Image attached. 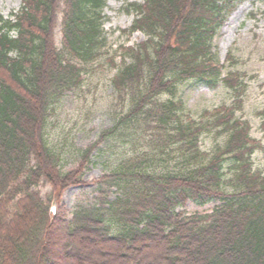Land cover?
I'll list each match as a JSON object with an SVG mask.
<instances>
[{"label": "trees", "instance_id": "16d2710c", "mask_svg": "<svg viewBox=\"0 0 264 264\" xmlns=\"http://www.w3.org/2000/svg\"><path fill=\"white\" fill-rule=\"evenodd\" d=\"M124 1L135 19L123 33L147 37L123 47L119 65L112 61V83L121 98L130 95L131 106L79 149L78 168L67 172L46 137L49 107L80 87L86 66L102 54L107 0H22L14 21L0 15V264H79L84 257L76 248L89 237L119 264H264V172L252 160L264 145L236 115L243 98L197 121L176 97L188 80L244 93L246 80L223 70L213 43L243 0ZM121 127L134 129L132 146L147 136L158 151L130 150L94 181V203L71 212L61 204L53 213L52 202L85 184L94 152ZM210 132L223 141L203 150L201 137ZM43 181L51 184L46 199L38 189ZM189 201L218 204L189 214ZM154 248L160 255L148 253Z\"/></svg>", "mask_w": 264, "mask_h": 264}, {"label": "rangeland", "instance_id": "374dc122", "mask_svg": "<svg viewBox=\"0 0 264 264\" xmlns=\"http://www.w3.org/2000/svg\"><path fill=\"white\" fill-rule=\"evenodd\" d=\"M20 7L21 0H0V14L4 17L18 12ZM103 16V29L107 41L102 54L86 66L87 71L84 73L82 85L67 89L60 98L54 99L49 107L46 137L60 154V167L65 172L77 169L79 149L92 144L103 130L112 128L131 106L130 95H123L121 98L112 83L117 71L112 61L119 65L120 46L136 45L141 43L145 36L140 32L130 36L122 33V30L132 25L135 17L125 10L123 0H107ZM60 21L59 19L55 30L58 48H61ZM214 46L221 65L225 63L227 70H236L247 78L245 92L237 96L234 91L222 85L212 88L200 81L188 80L179 86L176 97L184 101L186 113L197 121L208 120L204 116L206 110L211 111L224 104L230 105L237 97H243V108L238 111L237 116L250 122L252 136L264 145V0L240 2L219 29L214 38ZM229 54L235 56V63L227 59ZM118 131L106 138L99 145V151L94 152L92 163L83 177L85 184L65 188L61 201L52 202L53 209H57L61 203L68 212H71L79 206L94 203L99 196L94 181L112 172L117 160L125 157L134 148L147 150L151 154H155L159 149L158 147L150 149L147 136L141 139L137 146H132L134 129L125 130L121 127ZM201 138V148L207 151H213L214 147L223 141L214 132L204 134ZM160 156L163 159L167 157ZM252 160L254 168L264 172V150H257ZM169 163V167H172V162ZM160 165L164 168L167 163L162 162ZM230 176V170L226 169V177ZM38 189L42 199H46L51 184L43 181ZM116 194L117 191L113 188L109 194L110 199ZM216 204L218 203L210 202L202 206L189 201L184 209L189 214L210 212ZM84 241L76 248L77 253L84 257L79 264H119L114 253L102 254V249L94 244L96 241L93 238L89 237ZM152 255H160V252L155 250Z\"/></svg>", "mask_w": 264, "mask_h": 264}, {"label": "bare ground", "instance_id": "6f19581e", "mask_svg": "<svg viewBox=\"0 0 264 264\" xmlns=\"http://www.w3.org/2000/svg\"><path fill=\"white\" fill-rule=\"evenodd\" d=\"M155 249H156V248H154V249H152V250L150 249V250L148 251V253L153 254V253L155 252Z\"/></svg>", "mask_w": 264, "mask_h": 264}]
</instances>
